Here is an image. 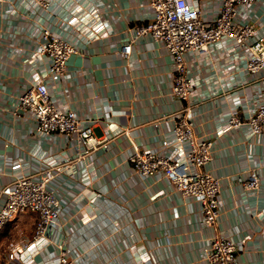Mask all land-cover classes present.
Instances as JSON below:
<instances>
[{
	"label": "crops",
	"instance_id": "crops-1",
	"mask_svg": "<svg viewBox=\"0 0 264 264\" xmlns=\"http://www.w3.org/2000/svg\"><path fill=\"white\" fill-rule=\"evenodd\" d=\"M205 18H213L221 0H189ZM84 4L96 13L83 14L90 25L76 31L67 21L72 8ZM71 6V8H70ZM147 0H49L48 7L20 1L0 2V188L16 174L32 172L46 157L64 162L50 187L61 202L52 243L36 254L43 264L56 256V243L78 264H206L202 250L215 233L241 243L238 264H264V132L250 134L245 125L229 127L231 113L247 116L264 103V90L244 68L246 52L222 39L208 52L186 55L195 79L188 99L193 131L214 139L206 166L220 178V217L214 228L202 222L200 203L182 196L162 174L139 175L128 161L134 146L166 152L169 116L180 102L172 96V57L161 43L141 37L128 57L121 54L132 26L150 20ZM248 19L264 35V0L250 8ZM46 27L79 44L60 81L50 83L54 99L92 122L99 144L84 152L76 137H44L28 115L13 113L17 96L31 82L32 69L48 58L36 52ZM87 32L91 37L83 36ZM21 162L14 170L13 162ZM67 164L69 166H67ZM256 168L260 186L245 190L247 170ZM87 172L89 181L81 178ZM36 213L27 212L0 231V264L12 245L31 233L10 232L35 227ZM33 219V224H32Z\"/></svg>",
	"mask_w": 264,
	"mask_h": 264
},
{
	"label": "built area",
	"instance_id": "built-area-1",
	"mask_svg": "<svg viewBox=\"0 0 264 264\" xmlns=\"http://www.w3.org/2000/svg\"><path fill=\"white\" fill-rule=\"evenodd\" d=\"M21 1L29 7L49 6V0ZM256 1L221 0L215 16L205 18L189 0H147L152 10L150 20L132 26L130 36L121 47L122 56L128 57L133 42L141 37H150L165 46L173 62L171 94L180 102L178 110L169 116L170 136L162 140L169 149L159 152L134 146L128 161L139 175L162 174L182 196L198 200L202 222L212 228L220 217L221 181L206 168L213 157L214 139L198 137L193 131L194 112L187 102L195 79L188 74L186 55L208 52L222 39H228L235 48H244V68L260 85L259 90H264V35L248 19ZM85 8L84 4H76L71 10L74 17L67 21L66 27L70 25L78 31L80 25L91 26L95 21L93 17L90 21L91 18L84 20L82 16L84 13L95 15L96 6L91 11ZM40 29L43 41L36 52L46 56L48 63L42 70L32 69L31 82L17 96L13 113L31 117L35 121L34 131L41 136L76 137L85 147L84 152H88L100 143L92 136V122L82 120L74 109L57 102L50 91V83L64 77L69 57L80 52L79 44L49 28ZM81 33L91 37L87 32ZM226 124L229 127L245 125L250 134L263 133L264 103L256 105L247 116L236 112L229 114ZM44 161L32 172L14 175L0 188V231L23 213L37 215L32 236L9 249L8 258L20 264H38L34 258L52 243V230L60 216V199L49 184L61 172L64 162L53 157H46ZM20 167L21 162L11 164L14 170ZM81 179L89 181L87 172ZM259 186V173L256 168H250L242 180V187L256 190ZM241 243L228 235L215 233L202 250L206 264H238ZM55 247L58 249L56 256L43 264H78L65 252L62 243L57 242Z\"/></svg>",
	"mask_w": 264,
	"mask_h": 264
},
{
	"label": "rangeland",
	"instance_id": "rangeland-1",
	"mask_svg": "<svg viewBox=\"0 0 264 264\" xmlns=\"http://www.w3.org/2000/svg\"><path fill=\"white\" fill-rule=\"evenodd\" d=\"M32 224H33V219H32ZM35 226V225H34ZM35 228V227H34ZM34 228H33V226L32 227H26V226H19L18 227V230L16 229V230H13V231H11L10 232V237H12L13 235H15L16 233H25V232H29V233H31V234H33V232H34ZM32 236V235H31ZM2 254H3V257H2V260H1V264H5L4 263V251H2Z\"/></svg>",
	"mask_w": 264,
	"mask_h": 264
}]
</instances>
